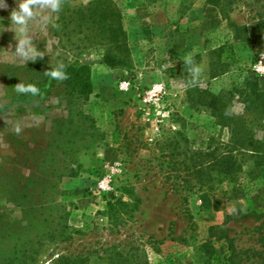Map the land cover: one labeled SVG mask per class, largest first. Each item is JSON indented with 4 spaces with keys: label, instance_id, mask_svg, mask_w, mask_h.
<instances>
[{
    "label": "rangeland",
    "instance_id": "374dc122",
    "mask_svg": "<svg viewBox=\"0 0 264 264\" xmlns=\"http://www.w3.org/2000/svg\"><path fill=\"white\" fill-rule=\"evenodd\" d=\"M57 1L75 8L91 0ZM111 1L128 69L53 38L54 0H0V264H264V165L246 157L235 182L198 191V155L229 134L201 95H187L191 86L229 91L245 77L264 89L253 71L264 65V0ZM226 42L235 67L209 82V50ZM42 57L90 61L88 101L69 103L63 87L41 92L30 69ZM156 86L157 98L144 102ZM242 111L235 97L232 112ZM116 199L129 210L110 218ZM224 229L230 243L217 239Z\"/></svg>",
    "mask_w": 264,
    "mask_h": 264
},
{
    "label": "trees",
    "instance_id": "16d2710c",
    "mask_svg": "<svg viewBox=\"0 0 264 264\" xmlns=\"http://www.w3.org/2000/svg\"><path fill=\"white\" fill-rule=\"evenodd\" d=\"M218 4V2H214ZM53 11L57 18L51 23L52 37L59 43L66 42L69 46H75L84 52H96L99 64L109 69H128L131 66L129 44L124 31L121 15L114 7L111 0H91L84 6L67 8L62 3L54 0ZM76 35H84L82 40L72 41ZM238 40V37H235ZM63 44V43H62ZM67 45H62L65 48ZM210 61L208 80H215L230 72L236 64V54L232 43L226 42L209 50ZM45 57L32 65L30 70L37 73L40 78L37 88L41 92H49L56 87H63L69 103L88 101L92 94L90 61L79 57L62 59L60 62L50 65L45 63ZM207 82V84H210ZM198 93L203 97L199 100L202 106L210 107V114L215 119V124L221 130L229 134L227 141H218L211 151L207 150L198 155L200 161L194 166L196 187L198 191H215V184L235 182L243 168L245 158L253 159L256 165H264V89L260 87L256 78L245 77L241 83L234 81L229 91L220 89L213 92L210 87L204 89L191 86L187 89V95ZM238 97L242 105L241 115L232 112V104ZM209 99L210 102L206 103ZM61 122L59 127L63 124ZM262 132V137L256 134ZM58 135H61L58 132ZM187 190H191L189 184ZM213 182V184H212ZM49 203H42L44 211ZM54 208L60 207L52 202ZM220 201L213 200V206L218 209ZM29 206V205H28ZM27 207V206H26ZM129 205L121 199L108 202L107 213L110 218L123 215L128 212ZM29 208V207H27ZM49 209H52L51 207ZM243 217H258L256 213H246ZM233 214L226 215V222L232 220ZM215 227L209 230V236L213 237ZM217 239L231 242L228 229L220 230ZM211 242L206 241L202 247H211ZM231 247V245H230ZM17 253V252H16ZM16 255V254H15ZM23 253L22 260H26ZM63 258V257H61ZM17 260V257H15ZM13 259H8L9 264ZM232 264H237L233 262Z\"/></svg>",
    "mask_w": 264,
    "mask_h": 264
},
{
    "label": "built area",
    "instance_id": "2783aa9c",
    "mask_svg": "<svg viewBox=\"0 0 264 264\" xmlns=\"http://www.w3.org/2000/svg\"><path fill=\"white\" fill-rule=\"evenodd\" d=\"M253 71L259 76H264V65H261V64L255 65L253 67ZM120 88L121 90L128 89V83L121 84ZM161 90H162L161 86H156L153 89H151L149 92L146 93V96L144 97V102H149L151 100H154L153 98H157ZM102 188L103 190H106V191L110 190L109 180H106L102 183Z\"/></svg>",
    "mask_w": 264,
    "mask_h": 264
},
{
    "label": "clouds",
    "instance_id": "9594fccd",
    "mask_svg": "<svg viewBox=\"0 0 264 264\" xmlns=\"http://www.w3.org/2000/svg\"><path fill=\"white\" fill-rule=\"evenodd\" d=\"M45 2H47V0H45ZM52 7H56V5H52ZM23 11H24V13H25L27 16H31V15H32V13H31V11H30V9H29L28 4H24V5H23ZM19 22H20V23H23V22H24V18H23V17H20V18H19Z\"/></svg>",
    "mask_w": 264,
    "mask_h": 264
}]
</instances>
